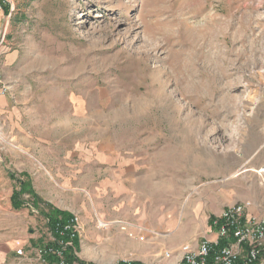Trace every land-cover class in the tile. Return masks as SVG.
<instances>
[{
	"label": "rangeland",
	"instance_id": "rangeland-1",
	"mask_svg": "<svg viewBox=\"0 0 264 264\" xmlns=\"http://www.w3.org/2000/svg\"><path fill=\"white\" fill-rule=\"evenodd\" d=\"M3 29L0 210L23 180L46 241L48 206L77 218L85 264L264 211V0H0Z\"/></svg>",
	"mask_w": 264,
	"mask_h": 264
},
{
	"label": "built area",
	"instance_id": "built-area-1",
	"mask_svg": "<svg viewBox=\"0 0 264 264\" xmlns=\"http://www.w3.org/2000/svg\"><path fill=\"white\" fill-rule=\"evenodd\" d=\"M6 29L0 36V55L4 52ZM5 89L0 88V95ZM253 203L250 201L237 202L223 208L218 215L209 218L204 235L199 240H190L178 246L163 248L156 253L148 263L132 258L117 260L115 264H264V212L254 213ZM77 218L71 220L65 227L69 231L70 239L56 241L48 229L49 238L45 249L37 250L38 264H79L77 249L73 239L78 238ZM142 235L139 242L145 241V228L136 227ZM60 236L63 235L59 232ZM133 237V234L129 235ZM57 243L53 248L50 244ZM67 249L73 251L75 258L68 261L65 256ZM17 256H22V250H16Z\"/></svg>",
	"mask_w": 264,
	"mask_h": 264
},
{
	"label": "crops",
	"instance_id": "crops-1",
	"mask_svg": "<svg viewBox=\"0 0 264 264\" xmlns=\"http://www.w3.org/2000/svg\"><path fill=\"white\" fill-rule=\"evenodd\" d=\"M11 197L12 194L9 200L10 207L0 210V264H38L37 250L47 243L44 232L36 228L37 217L31 215V212L25 208L26 204L14 208ZM252 211L264 212L255 203H253ZM42 218L47 226V220L43 216ZM17 249L22 250V256H17ZM87 249L90 252H85ZM82 253L85 256L93 254L95 255L93 257H97L90 248H84Z\"/></svg>",
	"mask_w": 264,
	"mask_h": 264
},
{
	"label": "trees",
	"instance_id": "trees-1",
	"mask_svg": "<svg viewBox=\"0 0 264 264\" xmlns=\"http://www.w3.org/2000/svg\"><path fill=\"white\" fill-rule=\"evenodd\" d=\"M17 182L19 184V191L13 192L11 197L13 207L17 208L21 205H24L25 203L23 202L22 197L24 195H27L32 199V206L37 208L39 200L31 189L30 185L19 179L17 180ZM42 216L47 220V227L53 234V237L56 239V241H67L70 239L71 233L69 231H66L65 227L70 225L71 220L73 219L72 214L64 211H59L48 206L47 211L45 213H42ZM59 232H62L63 235L60 236ZM73 244L75 249H77L76 245H78V238L73 239ZM50 246L56 248L57 243L50 244ZM43 248L45 249V245L43 246ZM65 256L69 262L75 258L71 249L66 250ZM75 260L77 259L75 258ZM79 264L85 263L79 262Z\"/></svg>",
	"mask_w": 264,
	"mask_h": 264
},
{
	"label": "bare ground",
	"instance_id": "bare-ground-1",
	"mask_svg": "<svg viewBox=\"0 0 264 264\" xmlns=\"http://www.w3.org/2000/svg\"><path fill=\"white\" fill-rule=\"evenodd\" d=\"M259 172H263L264 173V168L262 169V170H260ZM106 226V224L105 223H102V222H100L99 223V227H105ZM85 252H90V250L89 249H87V250H85Z\"/></svg>",
	"mask_w": 264,
	"mask_h": 264
}]
</instances>
